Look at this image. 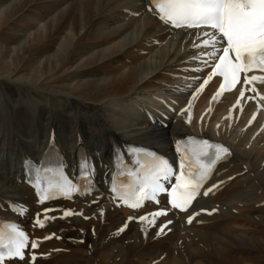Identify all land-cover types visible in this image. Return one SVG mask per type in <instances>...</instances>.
Returning a JSON list of instances; mask_svg holds the SVG:
<instances>
[{
  "label": "bare ground",
  "instance_id": "1",
  "mask_svg": "<svg viewBox=\"0 0 264 264\" xmlns=\"http://www.w3.org/2000/svg\"><path fill=\"white\" fill-rule=\"evenodd\" d=\"M145 8L146 0H0V42L16 46L15 57L11 47L0 49V84L2 80L11 81L19 92L13 97L0 90V144L13 143L15 153L33 150L38 144L44 149L53 126L67 157L71 158L80 136L87 149L104 158L111 145L109 134L119 138L123 130L145 137L144 141L164 139L167 127L143 120L129 121L122 116L127 109L121 104L140 103L159 89L170 87L169 81L193 83L195 80L188 77L204 74L205 70L198 67L206 64L193 59L202 53V45H192L204 37L194 35L195 30L174 31L146 13ZM39 24L41 30L37 29ZM21 26L27 27L23 35L13 33ZM27 33L32 39L29 45L24 41ZM143 50L147 51L142 53ZM205 59L207 65L211 63V57ZM211 68L212 64L208 71ZM22 86L30 94L23 97ZM0 88L5 92L4 86ZM38 93L43 98L41 103L29 98ZM206 97L202 95L201 101ZM212 106L215 117L235 123L244 136L242 142L252 134L264 137L263 108L246 85L216 96ZM8 150L14 154L10 146ZM239 150L243 155L251 154V150ZM33 153L39 155L41 150ZM1 155L5 153L0 151ZM251 163L255 167L253 176L246 182L231 183L213 199V203L229 204L206 217L205 224L181 227L172 217L161 218L158 225L151 227L153 232L146 241L149 229L130 225L115 242L99 246L105 232L121 223L109 212L111 227L99 230L95 240L88 238L93 243L90 255L78 246L48 264H91L95 257L100 260L97 264H145L161 257L164 258L157 264H264V205H255L264 199V152L253 155ZM27 194L22 182L0 169L1 200L27 201ZM242 199L248 205L238 207L240 213L227 215L222 211L233 210ZM167 220L171 223L164 230L168 231L165 237L150 241ZM85 222L88 221L82 223ZM69 235L82 236L75 232ZM142 243L144 246L139 248ZM129 254L136 257L127 259Z\"/></svg>",
  "mask_w": 264,
  "mask_h": 264
},
{
  "label": "snow or ice",
  "instance_id": "2",
  "mask_svg": "<svg viewBox=\"0 0 264 264\" xmlns=\"http://www.w3.org/2000/svg\"><path fill=\"white\" fill-rule=\"evenodd\" d=\"M151 5L153 7H150L149 11H153L160 20L176 29H210V31L194 33V35L204 38L200 40V43L193 42V47L201 48V45L203 47L202 53L199 56H194L193 59H201L207 65L208 61L205 58L211 57L214 64L211 75L200 84L197 91H202L208 80L216 75L222 76L230 86L227 90H231L237 83H240L241 73H244V84L264 83V75H248L254 70L264 72V0H151ZM221 41L226 43V46L220 44V47L217 48V44ZM209 48L212 50L208 51ZM230 53H234V59ZM225 90V85L221 84L220 90L213 96V99ZM251 90L256 91L254 87ZM240 96H244V91L240 92ZM261 98L264 99V96ZM200 144V147L194 149L196 170L182 172L176 177V183L172 186L169 203L174 209L186 210L199 193L203 181L208 178L213 166L217 161L230 154L229 149L223 145L209 144L208 141H202ZM180 168L186 169L185 163L181 162ZM87 170L88 165L85 162V173ZM171 174L172 166L168 161L155 158L152 161L149 175L140 180L138 186L130 187L127 192L121 195L122 202L135 209L141 205L143 200L155 199L157 193L166 191L160 183L161 178L167 180ZM72 187L67 181L57 180L55 184L50 183L48 188L40 190V202L52 198L49 195L50 190L60 191L67 195L66 189ZM212 187L215 188L217 185ZM113 191H117V189L114 188ZM211 191L212 188H208L203 192V195L207 196ZM130 200L134 202L129 203ZM18 211L23 214L25 209L18 208ZM47 211L50 209H45V212ZM72 214L70 211L64 213L65 216ZM165 215H167L166 210H159L146 216H140L139 219L147 221L149 224H155L156 217ZM149 216L152 219H149ZM129 219L133 218L129 217ZM192 219L189 216L188 222L191 223ZM36 224L44 226V222L39 219V214ZM124 227L127 225L125 224ZM123 230V227L119 229V231ZM160 231L163 232L164 227H161ZM50 238L46 237V239ZM5 239L8 240L7 244L4 243ZM27 246V236L23 231L19 230L16 225L9 224L6 233L2 222H0V264L5 259L24 260L23 250ZM36 246L35 242L31 244L32 248ZM31 259L34 261L35 255Z\"/></svg>",
  "mask_w": 264,
  "mask_h": 264
},
{
  "label": "rangeland",
  "instance_id": "3",
  "mask_svg": "<svg viewBox=\"0 0 264 264\" xmlns=\"http://www.w3.org/2000/svg\"><path fill=\"white\" fill-rule=\"evenodd\" d=\"M28 17V16H27ZM35 22H37V21H35ZM38 23V22H37ZM42 24H44V23H42ZM42 24H39V26H37V29H42ZM40 26H41V28H40ZM25 29H27V27H22L21 26V28L20 27H17V28H15L14 29V32L13 33H15L16 35H18V36H20V35H23L24 33H25ZM16 30V31H15ZM18 36H16V37H18ZM29 38H30V35L27 33V35H26V38H24L25 40V42H27V44L29 45L30 44V41L32 40H29ZM27 40H29V41H27ZM2 43V44H1ZM26 44V45H27ZM6 46V47H5ZM9 46V47H8ZM12 48V57H15V55H16V52H15V49H14V47H16L15 45H13V44H11V43H3V42H0V49H3V50H7L8 48ZM15 53V54H14ZM45 63V62H44ZM113 67V66H112ZM6 81V80H5ZM9 82H11V81H9ZM11 83H13V82H11ZM7 84H8V82H7ZM14 84V83H13ZM13 84H8V85H13ZM1 85V84H0ZM15 85V84H14ZM16 86V85H15ZM16 88H17V86H16ZM10 89H11V91L12 92H15V89L12 87V86H10ZM0 90L2 91L3 89L2 88H0ZM17 91H18V89H17ZM21 91V95L23 96V94H25V95H28V94H30L29 92H27L26 90H24V91H22V90H20ZM4 91H2V93H3ZM18 94H19V92H18ZM21 96V97H22ZM24 97V96H23ZM29 98H31V99H34V98H36L37 99V101L38 102H42V100H43V98H41L40 96H33V95H30V97ZM126 98H129V96L128 97H126ZM126 98H124V99H126ZM59 126H62V125H59ZM100 127H102V126H100ZM102 128H105V127H102ZM259 229H261V228H259ZM262 231H264L263 229H261Z\"/></svg>",
  "mask_w": 264,
  "mask_h": 264
}]
</instances>
